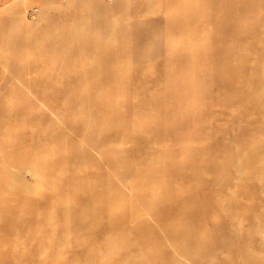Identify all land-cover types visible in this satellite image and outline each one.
I'll return each instance as SVG.
<instances>
[{"label": "rangeland", "instance_id": "obj_1", "mask_svg": "<svg viewBox=\"0 0 264 264\" xmlns=\"http://www.w3.org/2000/svg\"><path fill=\"white\" fill-rule=\"evenodd\" d=\"M256 44L264 45V0L1 4L0 264H90L84 255L98 246L99 264H109L124 242L144 244L130 255L137 263L168 264L172 245L163 259L149 254L155 240L170 230L180 237L191 220L177 223L169 200L157 211L168 232L149 236L142 223H156L147 206L162 191L183 189L215 192L219 204L199 225V247L174 264H246L253 254L259 264L264 228L256 232L241 211L240 135L255 121L263 130L248 144L264 146V109L260 119L251 99L241 101L256 93L254 82L238 99ZM259 62L264 77V49ZM49 158L53 176L34 171ZM131 213L138 218L128 219L123 241L117 225Z\"/></svg>", "mask_w": 264, "mask_h": 264}, {"label": "bare ground", "instance_id": "obj_2", "mask_svg": "<svg viewBox=\"0 0 264 264\" xmlns=\"http://www.w3.org/2000/svg\"><path fill=\"white\" fill-rule=\"evenodd\" d=\"M255 33H258V32H254V34ZM218 36H221V34ZM263 49H264V45H263V47H258L257 44L253 46L252 51H253L254 70L251 71V77L252 78L248 84H246V85L241 84V89L239 91V97H238V99L241 100L243 98L245 87H247L252 82H254V89H255L256 93L247 99H242L241 101L245 102V104H247L249 102V100L251 99L253 101V103H249L248 105H253L252 108H255L256 112H260V114L258 115V117L260 119H263L262 111L264 109V104H260V103L255 104L254 101H255V98H261L262 94H264V88L262 90L263 93L259 90V87L261 88V82L264 80V77H259L258 76L259 71L257 70V67L260 64L259 55ZM263 76H264V73H263ZM259 92H261V93H259ZM106 101H107V99L102 104H104ZM248 112H249V110H241L240 116L243 118L244 116H246V114ZM245 122L247 123V120H245ZM246 123H245V125L242 126V131H241L240 137H241V144H242L241 149L246 151V155L244 157V165L247 168V173H246V176L244 175V178H245L244 187H243V190H240V193L243 196H245L246 199H248V202H247V205H245L246 208L241 207L242 208L241 211H243V212L245 211V213H247V215L249 216L248 222H249L250 226L254 227L255 231L259 233L261 231L260 229L262 227L264 228V182L257 185L254 183L253 180L260 178L261 181H264V158H263L264 146H263L262 142H257L253 145H249L248 141L253 139L254 135L262 132L263 129L259 126H254L255 121H248V124H249L248 127H247ZM249 131H251V132H249ZM56 166H57V161L52 159V158H49L47 160H42V161L37 160V164L34 165V171L38 172V173H43L44 175L51 174L53 176L54 171H52V170H54V168ZM53 181H54V179H53ZM62 181H63V177L60 176L59 179L57 181H55V185L57 183L58 187L63 186ZM7 182H8V180H7ZM174 191H169L168 193H166L164 195H163V191H162L160 193V197L154 198V200L148 204L147 210L152 215H156V219H157L156 223L153 225L150 222L142 223V224H144L145 228L150 229L147 233L149 236H154L156 232H166V231L168 232L169 231V229L167 228L168 226L165 224V215L158 214L157 211L164 204V201H169V200L171 201V204L173 206H176V208L174 209V212L176 213L175 216L177 217V219H176L177 223L184 221V219L191 220L190 226H188L189 228L186 229L185 231H182L180 237L174 236L170 230L169 233L167 234L166 238H160V239L155 240V246L156 247H155L154 251H150L149 254L150 255L155 254V251H157V255L158 254H164L161 256L162 258L164 257L163 259H166L165 253H162L164 251L166 243H167V247L170 244L172 245L173 248H172L171 254L168 257L169 258L168 264H174V262L177 261L176 257H174V255L177 256V254L180 253L182 256L185 257V256H188L187 253L190 252L192 250V248L199 247L201 237L199 238V235H196V233L199 230V225H201L202 223L208 222V220L210 218H212V216H213L212 211L214 210V207H216L219 204V201H218L219 198L216 197L215 192H213L211 194H204V193H199V192L196 193L195 191L190 190V189H183V191H176V192H174ZM177 194H182L184 196V200L189 202V205H187V206H190V208H185L186 207L185 203H183L182 201L179 202L177 200V198H176ZM4 196H7V194ZM34 197H35V195H34ZM1 198H3V197H1ZM5 205L4 206L2 205V206L5 207ZM236 209H238V208H235L233 211H235ZM129 218H132L133 221L135 222V219L138 218V215L131 213V215H126L125 218L121 217L120 221L118 222V225H117V229H118L117 235L122 233V232H125V234L121 235L123 241H126L128 239V236H129L128 230L125 227L126 224L128 223L127 221ZM228 222H230V221H228ZM237 225H240V224L237 223ZM240 227L241 226H239V228H237V229H240ZM134 229H135L134 233L138 234L139 229H137V228H134ZM235 231H237V230H235ZM174 237H178L179 239L174 238ZM238 238H240V237H238ZM248 239H251V238L249 237ZM260 240L261 241L259 242L258 247H257L258 250L260 249L261 261L259 264H264V237L261 238ZM220 243H221V241H220ZM123 244H125V242ZM122 245L118 246L117 248H115L111 251V254H110L111 263H109V264H146L142 261L141 262L139 261L137 263V261L135 260L136 258L134 259L133 256L132 257L130 256L132 253L134 255L135 254L137 255L138 253L141 254V249L144 247V244H140L139 247H136L134 245L125 244V246H123V248H122V251H119L118 249ZM157 246H159L160 248H158ZM244 246L246 247V245H244ZM251 247L252 246H250V247L247 246V248H251ZM92 248H90V249H92ZM252 249H249V250L251 251ZM101 250H102L101 246H98V247H96L95 250H93V251L90 250L89 251L90 253H87L84 256L90 260V264H99V260H100L99 255L102 253ZM245 250H248V249H245ZM250 251H246V252H248L247 254H249ZM252 251L257 252L255 249ZM119 252H121L120 256L124 255L121 260L117 258V254ZM113 254H115V258L113 256ZM253 255H255V254H253ZM253 255L248 256V258L246 259L247 260L246 264H258V263L253 261V258H254ZM257 258H259V256H257Z\"/></svg>", "mask_w": 264, "mask_h": 264}, {"label": "crops", "instance_id": "obj_3", "mask_svg": "<svg viewBox=\"0 0 264 264\" xmlns=\"http://www.w3.org/2000/svg\"><path fill=\"white\" fill-rule=\"evenodd\" d=\"M9 0H0V5Z\"/></svg>", "mask_w": 264, "mask_h": 264}]
</instances>
